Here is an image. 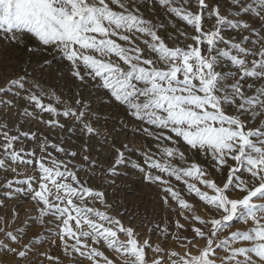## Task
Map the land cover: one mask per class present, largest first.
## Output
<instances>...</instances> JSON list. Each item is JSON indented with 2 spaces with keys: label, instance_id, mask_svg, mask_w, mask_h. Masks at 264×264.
Here are the masks:
<instances>
[{
  "label": "snow or ice",
  "instance_id": "6c2138e0",
  "mask_svg": "<svg viewBox=\"0 0 264 264\" xmlns=\"http://www.w3.org/2000/svg\"><path fill=\"white\" fill-rule=\"evenodd\" d=\"M142 3L166 9L184 22L192 32L181 31L179 35L190 42L183 47L169 46L156 24L142 15V4L137 0H0V34L12 43L31 37L45 50L59 53L73 77L81 82L87 78L98 81L129 116L146 125L143 131L157 142L159 159L145 152L142 164L132 167L143 173L146 182L160 187L165 206L171 207L174 201L180 217L191 223L194 235L189 239L181 232L185 225L175 221L177 232L172 238L183 253L166 250L159 243L153 245L147 239L141 241L132 227L90 206L89 200L104 205V193L84 186L74 165L48 151L51 147L65 152L64 148L49 144L45 138L38 142L43 155L18 149L21 136L36 140L35 134L19 129L18 134H12L9 123L2 120L0 169L10 170L16 178L0 187L8 199L29 197L38 221L56 225L51 243L59 241L66 254H78L87 264H114L97 245H106L120 257L121 264H264V119L251 126L264 117V86H256L264 85V0H229L227 14L207 0ZM249 12L260 22L259 29L244 18ZM206 18L213 20L211 29L205 28ZM226 28L250 35L238 42L226 39ZM145 50L154 58L147 57ZM35 88L26 89L23 76L9 79L0 86V105L14 108L16 96L23 92L21 98L27 105L54 117L45 122L49 127L63 129L57 119L63 116L77 122L89 137L100 135L87 119L84 109L88 105L77 100L78 109L69 107L61 112L51 103L45 104V94L39 85ZM8 93H13L11 99L6 98ZM18 114L34 115L28 106ZM178 140L209 157L221 178L211 177L198 163L188 162L185 152L164 144L175 145ZM83 151L89 152L87 145ZM68 155L75 157L77 153ZM124 156L116 150L109 175L117 174ZM176 158L188 166H175L172 161ZM82 160L88 162L90 156L84 155ZM21 165L32 166L37 175L20 172ZM242 171L247 178L238 175ZM173 178L203 202L207 218L198 215L194 205L176 190ZM17 216L13 210L12 223ZM0 220L4 224L0 227L4 237L0 250L11 253L15 264H24L35 241L21 245L26 233L9 231L10 222ZM235 222L246 225V230L221 239ZM160 231L165 236L169 233L167 226ZM120 234L125 239L121 240ZM197 239L204 242L203 247L196 246ZM146 249L154 254L151 260ZM217 250L225 255L218 256ZM43 255L51 264H59L56 257Z\"/></svg>",
  "mask_w": 264,
  "mask_h": 264
},
{
  "label": "rangeland",
  "instance_id": "374dc122",
  "mask_svg": "<svg viewBox=\"0 0 264 264\" xmlns=\"http://www.w3.org/2000/svg\"><path fill=\"white\" fill-rule=\"evenodd\" d=\"M137 2L142 4V15L156 24L158 34L169 46L179 45L183 47L190 42L179 35L181 31L188 32L189 35L192 32L184 22L172 16L166 9L158 6L150 8L143 4L142 0H137ZM207 3L213 7L219 6L223 14L230 11L229 0H207ZM243 15L257 29L260 28L261 24L253 13L249 12ZM212 24L213 20L206 18L205 28L211 29ZM223 34L226 39L237 42L244 35H250L247 32H238L227 28ZM140 46L144 47L143 44ZM145 55L154 58L153 54L147 50H145ZM20 76L25 79L26 89L36 91L35 86L39 85L45 94L44 103H51L61 112L69 107L78 109L80 106L76 104L77 100L88 105L89 107L84 109L87 111V119L92 122V126L100 135L89 137L82 131L77 122L72 118H64L63 116L57 118L64 125L63 129L49 127L45 122L54 117L27 105L21 98L24 95L21 92L16 96L14 108L9 109L0 105V120L9 123L12 134H18L16 130L19 129L20 132L35 134L37 139L33 140L30 136H21L16 147L26 151H35L40 156L43 154L39 151L38 142L46 138L49 144L64 148L65 152H57L51 147L48 151L56 159L64 161L70 166L74 165V170L77 171L84 186L104 193L106 201L104 205H101L99 201L89 200L90 206L101 211H107L111 217L121 220L125 227H132L141 241L147 239L153 245L159 243L166 250H176L182 254L183 249H181L180 244L172 238L173 234L177 232L175 221L179 220L185 225L181 232L183 236H187L189 239H192L194 235L191 232V223L180 217V209L174 201L170 202L171 207L165 206L161 199L163 193L160 187L146 182L143 173L132 167L133 164H142L145 152L156 154V158L159 159L157 142L143 131L146 125L129 116L125 107L115 102L114 98L99 86L98 81L87 78L81 82L73 77L69 71L68 62L59 53L52 49L45 50L38 41L31 37L12 43L0 34V86H4L9 79ZM248 82L251 81L245 83ZM256 86L264 85L257 84ZM12 97L13 93H8L6 98L11 99ZM25 106H28L29 111L34 113L32 117H24L18 114L23 111ZM229 111L234 110L229 109ZM262 119L264 117L258 118L251 126L256 127ZM153 131L157 130L153 129ZM164 144L185 152L188 162L198 163L211 177L221 178V174L216 171L215 163L209 157H205L202 153H195L182 140H178L175 145H171L170 142H164ZM85 145L89 148L88 153L83 151ZM124 145L127 147L125 148ZM117 149L123 151L125 156L124 162L117 168V174L113 176L108 174V170L114 165ZM71 152H76L77 155L75 157L68 155ZM84 155H89L90 161L84 162L82 160ZM172 163L177 167L188 166L185 161L179 158L174 159ZM230 163L232 162L230 161ZM89 164L93 166L89 167ZM18 170L26 175H37L32 166L25 168L21 165ZM226 171L225 169V173ZM238 175L241 178H247L246 172L242 171ZM15 178L10 170L0 169V184ZM172 184L177 191L181 192L183 198L194 205L198 215L203 218L208 217L209 213L205 210L203 202L199 201L194 194H188L183 183L177 182L173 178ZM5 191L3 187H0V205H3L0 206V218H6L10 222L9 231L20 230L26 233L21 245L35 241L24 264H28V261H31L32 264H51L43 255L44 253L56 257L59 264H87V261L78 254L71 252L66 254L63 247L59 246V241L56 244L51 243L56 225L51 224L49 220H46L44 224L38 221V212L34 207V202L29 197L17 196L8 199L5 196ZM13 210L18 213L14 223H12ZM3 226V220H0V227ZM165 226L169 229L167 236L160 231ZM246 227L241 222H235L233 227L224 231L221 239L231 232L246 230ZM0 239H4V237L0 235ZM120 239H125L123 234H120ZM196 246L203 247L204 242L197 239ZM97 247L110 259H113L114 264H121L120 257L109 250L106 245H97ZM193 251L195 252V248ZM146 253L149 260L154 257L150 249H146ZM217 254L220 257L225 255L223 250H217ZM15 261L16 258L11 253L0 250V264H15Z\"/></svg>",
  "mask_w": 264,
  "mask_h": 264
}]
</instances>
